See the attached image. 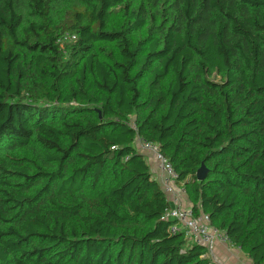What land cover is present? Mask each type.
<instances>
[{"label":"trees","instance_id":"16d2710c","mask_svg":"<svg viewBox=\"0 0 264 264\" xmlns=\"http://www.w3.org/2000/svg\"><path fill=\"white\" fill-rule=\"evenodd\" d=\"M138 135L264 264V0H0V264H210Z\"/></svg>","mask_w":264,"mask_h":264},{"label":"built area","instance_id":"2783aa9c","mask_svg":"<svg viewBox=\"0 0 264 264\" xmlns=\"http://www.w3.org/2000/svg\"><path fill=\"white\" fill-rule=\"evenodd\" d=\"M77 38L75 33L66 32L60 36L58 42L64 45L66 42L73 41ZM133 128L138 126L135 121L132 122ZM136 149L152 158L157 169L161 172V184L164 192L167 194L170 206L166 209L163 218L172 221L171 231H184L191 243L205 247V256L210 259V264H229L220 261L214 256V250L217 244H226L228 247H238L235 245L230 234L215 224H213L210 215L204 211L196 212L193 205L184 206L182 196L186 189L178 182V173L172 162L162 152L159 143L149 140L141 135L137 136ZM129 157H126L128 159Z\"/></svg>","mask_w":264,"mask_h":264},{"label":"crops","instance_id":"0c3cea01","mask_svg":"<svg viewBox=\"0 0 264 264\" xmlns=\"http://www.w3.org/2000/svg\"><path fill=\"white\" fill-rule=\"evenodd\" d=\"M148 158L150 163L154 166V172L157 173L159 180H161L162 175L160 170L157 169L156 162L152 158ZM182 204L184 206L193 205L189 199L187 192L184 193L182 196ZM214 256L218 260L228 262L229 264H253V261L250 256L244 250H242L241 247L231 248L228 247L226 244L222 243L217 244L214 250Z\"/></svg>","mask_w":264,"mask_h":264},{"label":"water","instance_id":"95a60500","mask_svg":"<svg viewBox=\"0 0 264 264\" xmlns=\"http://www.w3.org/2000/svg\"><path fill=\"white\" fill-rule=\"evenodd\" d=\"M208 168L205 164H202V166L197 171V177L199 180H204L207 177Z\"/></svg>","mask_w":264,"mask_h":264},{"label":"rangeland","instance_id":"374dc122","mask_svg":"<svg viewBox=\"0 0 264 264\" xmlns=\"http://www.w3.org/2000/svg\"><path fill=\"white\" fill-rule=\"evenodd\" d=\"M144 34V31L143 32H141V35H143ZM217 79H219L220 80V78L218 77Z\"/></svg>","mask_w":264,"mask_h":264}]
</instances>
